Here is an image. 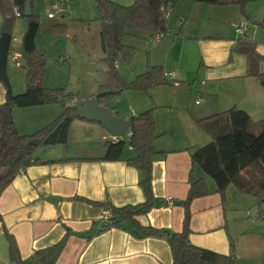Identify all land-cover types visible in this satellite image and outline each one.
Returning <instances> with one entry per match:
<instances>
[{
	"label": "crops",
	"instance_id": "0c3cea01",
	"mask_svg": "<svg viewBox=\"0 0 264 264\" xmlns=\"http://www.w3.org/2000/svg\"><path fill=\"white\" fill-rule=\"evenodd\" d=\"M34 1H31V9L36 14L42 6L46 12L51 3V0H46L43 5L39 2L35 5ZM69 1L67 0L69 9L57 19L56 24L68 27L73 16L77 17V20L87 18L83 10L90 2L72 0V4ZM113 1L128 5L133 0ZM178 1L174 3L171 16ZM184 1L190 8L194 3H198ZM93 3L96 4L95 0ZM202 5L197 7L204 8L209 14L227 17V29L213 32L206 28L200 35L173 36L171 39L155 42L150 53L151 62L162 65L164 72H174L175 81L166 77L168 84L152 87L145 94H126L131 102L130 115H123V112L119 111L118 102L116 105L108 102L107 108L112 114L116 113L126 119L138 112L154 108L157 132L162 133L153 143L157 151L153 156L151 168L153 205L149 212L135 217L137 222L143 227L180 232L184 217L183 201L189 189V176L192 174L195 178L203 177L210 193L190 201L188 240L197 247L229 255L242 247L241 240L244 237H248L253 230L264 227V222L249 220L250 217L238 213L237 208H257L259 216L253 218L254 220L264 218L261 213L264 209L259 207L254 198L245 194L233 199L229 192L230 200L223 202L215 190L213 180L198 166L192 167L188 148L204 145L210 140L196 125L195 119L231 107L245 110L253 120L264 117V87L260 86L256 78L246 75L245 57L231 53L235 40L240 36L235 24L246 22L247 31L244 35L256 41V50L262 55L264 33L259 30L258 24L247 21L239 6L234 3ZM246 12L255 20L262 19L260 11L252 4L246 6ZM182 16L184 14L178 16L177 26L182 23ZM18 18L20 17L16 16L12 32L14 49L7 61V75L14 93L25 89L24 61L17 50L25 22ZM1 22L0 11V25ZM44 26L42 39L38 45L36 35L35 44L46 55L48 49L43 42L47 39L45 35L48 25ZM68 31L69 27L67 34ZM59 45L58 43L57 48ZM60 51L61 46L57 54H61ZM101 52L103 54L102 49ZM60 61L66 62L67 58L60 55L56 63ZM117 67L119 68L118 65ZM194 70L195 78H200V82L186 86L187 76ZM49 82L46 81L45 73L43 84L46 87H61ZM4 95L5 88L0 81V103L4 101ZM197 98L200 100L195 103ZM60 110L59 104L15 108L13 118L19 132L26 134L47 125ZM76 130L82 133V137L78 138L90 134L87 138H95V142H87L84 151L77 155L65 156L83 159L29 165L2 191L0 264H17L10 260L6 232L13 237L24 264H39L32 259V253L56 244L67 232L65 245L54 264H171L172 254L165 236L142 232L126 221L103 228L108 220L103 214L108 209L95 202L121 207L145 200L139 184V172L126 163V159L134 154L132 148L125 145L127 149L124 151L125 146L123 147L120 159H98L105 155V142L112 141L113 136L98 122L74 119L68 129L67 141L68 138H76ZM63 147L59 148L61 150L57 148L58 154L54 157L38 158L59 159L67 153V148ZM207 177L211 179L212 184ZM168 198L171 199V204L168 203ZM258 234L264 237V234ZM246 240L249 241V248L254 254L264 255V241L259 239L257 242L250 238Z\"/></svg>",
	"mask_w": 264,
	"mask_h": 264
},
{
	"label": "trees",
	"instance_id": "16d2710c",
	"mask_svg": "<svg viewBox=\"0 0 264 264\" xmlns=\"http://www.w3.org/2000/svg\"><path fill=\"white\" fill-rule=\"evenodd\" d=\"M191 1L204 4L234 3L239 6L247 21L264 28V17L258 21L246 12V6L256 0ZM24 2L25 0H7L6 2L0 0L2 14L0 81L5 88L4 101L0 103V195L11 180L29 165L83 159L63 156L59 159L42 160L33 156L34 151L40 147L66 145L71 122L74 119H81L76 115L73 106L74 102L80 98L76 93L67 91L65 87L50 88L43 84L47 59L45 53L35 44V37L40 28V18L33 11L25 17ZM95 2L98 9L96 18L100 23V47L104 53L101 59L103 68L98 72L97 92H111L98 98V103L107 108L108 98L113 95L124 91L147 92L152 87L168 84L160 64L148 63L144 72L125 80L118 71L115 60L118 53H122L125 59L132 53L133 47L122 43V37L129 28L144 32L152 41L156 35H160V39L167 35L171 31L168 17L176 0H134L129 5H122L113 0H95ZM13 7L18 8V17L23 18L25 22L21 43L17 48L25 67V89L20 93L13 92L7 75L8 56L14 49L12 32L16 16ZM182 25L183 22L175 29V35L181 34ZM65 28L64 24L55 23L50 26L51 32L64 31ZM245 32L235 40L231 53L235 52L245 57L246 75L256 78L260 86L264 87V55L256 50V41L244 35ZM50 104L61 106L60 113L54 119L31 133L19 132L13 118L15 108ZM114 115L118 116L116 113ZM128 121L130 136L117 142H105V155L98 159H120L123 147L130 146L134 154L126 159V163L139 172V184L145 200L142 203L121 207L95 202L111 213V217L106 220L103 228L126 221L142 232L165 236L172 254L171 264H234L233 252L229 255L219 254L197 247L188 240L190 201L210 193L203 177L195 178L192 174L189 176V189L183 201L184 217L180 232L143 227L137 222L135 217L146 214L153 205L151 168L153 156L157 152L153 143L162 133L157 132L154 108L133 115ZM195 123L210 137V140L204 145L188 148L192 167L198 166L213 180L215 190L220 194L223 202L227 199L228 187L233 186L242 194L254 196L258 205L264 204V117L253 120L245 110L231 107L195 119ZM67 237L68 232L56 244L34 251L31 255L32 259L39 264H54ZM6 238L10 260L17 264H24L13 237L6 232Z\"/></svg>",
	"mask_w": 264,
	"mask_h": 264
},
{
	"label": "rangeland",
	"instance_id": "374dc122",
	"mask_svg": "<svg viewBox=\"0 0 264 264\" xmlns=\"http://www.w3.org/2000/svg\"><path fill=\"white\" fill-rule=\"evenodd\" d=\"M45 1L46 0H42L40 2V0H35L34 4L37 5V3L39 2V4L42 3L41 5H43V2ZM83 1L85 3L90 2L89 4H87V6L84 7L85 12L83 10V14L87 18L77 20V17L74 18L75 16H73V19L69 20L70 23L68 26V34V27H66L64 31L51 32L49 26L50 24H55L57 19L48 18L42 6V9L38 11V15L40 18V28L36 34L38 36L36 41L39 45V41L40 39H42L43 36V29H45L44 25H48L46 26L48 27V29L45 35L47 39L43 42L44 46L48 49V54H46L47 62L45 66L46 81H50L49 83L51 85L65 87L67 91L76 93L80 99H85L87 97L90 98L92 95L97 93L99 84L98 72L102 69L101 59L104 57V53L102 54L101 52L99 41L100 23L99 20L96 18L98 15V9L96 7V4H92L93 0ZM194 4L195 5L190 8V6H188V4H186L184 0L178 1L176 10L174 11L173 15H170L168 17V24L171 28V31L167 35H165L161 40L171 39L173 36L184 37L187 34L200 35L204 32L206 28H208L207 30H211L213 32H218L219 29H227V25L229 26V20L227 17L223 15L209 14V12H207L204 8L197 7L203 6V3ZM249 4L255 6L260 11L261 17H264V0H256ZM181 14H184V16L181 17V20L183 22L181 34L175 35V29L178 27L177 25L179 24L178 16ZM18 20L24 22L23 18H18ZM232 28L234 29V27ZM259 30H262V33H264V28L260 27ZM58 43L60 44L59 48L61 46V54H57V50L59 49L57 48ZM122 43L133 47L132 53L129 57H126L125 59L122 53H118L115 60V65L116 67L117 65L119 66V68L117 67V69L125 80H129L135 75L144 72L148 63L154 64L153 62H151L150 53L155 42H153L151 38L147 37L144 32L129 28L127 30V33L122 37ZM60 55H64L67 58V61H60L57 64L56 60H58ZM193 69L194 68H192V70ZM131 75L132 77L130 78ZM187 77L188 79L186 80V86H192L194 83H196V81H198L197 84L200 82V78H195L196 70H194L193 73L190 71V75H188ZM193 78H195V80H192ZM129 92H132L131 94H135L133 92H136V94L147 93L144 91H124L120 94L113 95L108 98V102H110L111 105H116V102H118L117 107L119 111L123 112V115H130L131 113L129 107L131 102L127 97L128 95H126L130 94ZM120 106L122 108H120ZM81 134L82 133L79 130H76L74 133V136L76 138H68L66 145L55 144L40 147L34 151L33 156L42 158L54 157L58 154L57 148L58 150H61L59 149L61 148V146H64V149L67 148V153H64V156L77 155L78 153L84 151L83 148L87 145V142H95V138H87L90 134L84 135L83 138H78L79 136L82 137ZM63 148L62 150H64ZM126 149L127 146L124 147V151ZM208 179L209 178L207 177V180ZM210 180L211 179H209V182L212 184V181ZM229 188L230 189H227L228 201L230 200L228 197L229 192L233 195V199H236V196H244V194L240 193L235 187L230 186ZM248 196H250V198H254L256 202V198L254 196ZM226 207H228V205H226ZM241 207L237 208L236 211L238 213H241L244 216L246 212H249L251 214L249 220L254 222H264V218H259L256 220L253 219L254 214L258 212V210L256 212L257 208L255 209L254 206L247 208H243V206ZM261 213L262 215H264V210H262ZM258 233L264 234V227L253 230V233H250L248 237H244V239L241 240L242 247L234 253V264H264V255L260 253L254 254L255 252H252L249 248V241L246 240L250 238V240H255L257 242L260 240L264 241V237L260 236Z\"/></svg>",
	"mask_w": 264,
	"mask_h": 264
},
{
	"label": "water",
	"instance_id": "95a60500",
	"mask_svg": "<svg viewBox=\"0 0 264 264\" xmlns=\"http://www.w3.org/2000/svg\"><path fill=\"white\" fill-rule=\"evenodd\" d=\"M31 1L25 0L23 15L29 16L32 13ZM109 91H100L90 98L78 99L74 102L76 115L87 121L98 122L114 138L123 140L129 132L130 125L126 118L112 114L104 105L98 103V98L110 94Z\"/></svg>",
	"mask_w": 264,
	"mask_h": 264
},
{
	"label": "built area",
	"instance_id": "2783aa9c",
	"mask_svg": "<svg viewBox=\"0 0 264 264\" xmlns=\"http://www.w3.org/2000/svg\"><path fill=\"white\" fill-rule=\"evenodd\" d=\"M67 9H69V5L67 3V0H51V3L48 7V9L46 10V14H47V17L50 18V19H60L63 14L67 11ZM13 12L15 14V16H19V10L17 7H13ZM170 14V12L168 13ZM235 29L236 31L241 34V33H244L245 30L247 29L246 27V24L244 22H239L237 24H235ZM160 39V35H156L153 37V42H156ZM165 77L171 79V80H175V74L174 72H164L163 73ZM199 98H197V100H195V103H198L199 102ZM130 136V132H128L124 138H128ZM113 142H117L119 141V139H116L113 137ZM171 199L168 198V203L171 204ZM259 207L261 209H264V204H260ZM106 219H109L111 217V213L110 211H105L104 214H103ZM246 216L250 217L251 214L249 212H246ZM259 216V213L257 214H254V218H258Z\"/></svg>",
	"mask_w": 264,
	"mask_h": 264
}]
</instances>
